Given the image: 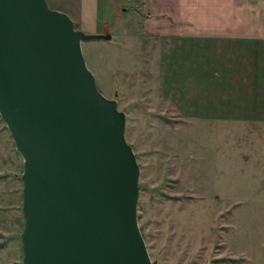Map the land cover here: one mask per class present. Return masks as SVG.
Here are the masks:
<instances>
[{
    "label": "rangeland",
    "instance_id": "374dc122",
    "mask_svg": "<svg viewBox=\"0 0 264 264\" xmlns=\"http://www.w3.org/2000/svg\"><path fill=\"white\" fill-rule=\"evenodd\" d=\"M73 1L46 3L63 10L60 4ZM108 2L109 20L98 27L110 37L80 47L98 89L125 112L124 135L139 166L137 224L149 258L233 264V246L256 252L233 253L234 264H264V198L256 193L264 167L260 160L237 167L231 151V41L210 39L202 49L201 39L180 37L179 22L157 15L164 0ZM21 161L0 118V264H22Z\"/></svg>",
    "mask_w": 264,
    "mask_h": 264
},
{
    "label": "water",
    "instance_id": "95a60500",
    "mask_svg": "<svg viewBox=\"0 0 264 264\" xmlns=\"http://www.w3.org/2000/svg\"><path fill=\"white\" fill-rule=\"evenodd\" d=\"M85 32L46 0H0V118L21 155L22 264H154L137 224L125 112L98 89Z\"/></svg>",
    "mask_w": 264,
    "mask_h": 264
},
{
    "label": "crops",
    "instance_id": "0c3cea01",
    "mask_svg": "<svg viewBox=\"0 0 264 264\" xmlns=\"http://www.w3.org/2000/svg\"><path fill=\"white\" fill-rule=\"evenodd\" d=\"M105 1L101 18L98 11L101 0H74L72 5L65 3L60 6L74 23L79 24L78 28L99 33L105 20H109L107 13L104 14L109 0ZM164 2L167 3L164 12L157 15H170L179 22L180 37L201 39L202 49L210 39L231 41V151L237 152L234 155L239 161L237 167H247V162L260 160L258 168L261 169L264 167V0ZM261 175L263 179L259 181L256 193L259 198H264V170ZM234 225V216L231 215V227ZM236 248L231 246L233 264L238 257L233 253H256L242 248V251H237ZM248 262L244 260L241 263Z\"/></svg>",
    "mask_w": 264,
    "mask_h": 264
},
{
    "label": "trees",
    "instance_id": "16d2710c",
    "mask_svg": "<svg viewBox=\"0 0 264 264\" xmlns=\"http://www.w3.org/2000/svg\"><path fill=\"white\" fill-rule=\"evenodd\" d=\"M142 236H143V234H142Z\"/></svg>",
    "mask_w": 264,
    "mask_h": 264
}]
</instances>
